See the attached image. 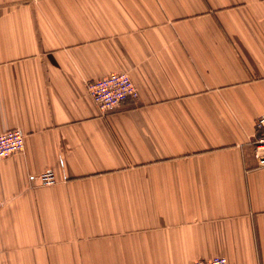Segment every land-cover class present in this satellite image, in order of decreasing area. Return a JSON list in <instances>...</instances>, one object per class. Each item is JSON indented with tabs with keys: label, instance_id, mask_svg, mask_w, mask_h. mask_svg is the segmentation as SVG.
<instances>
[{
	"label": "crops",
	"instance_id": "obj_1",
	"mask_svg": "<svg viewBox=\"0 0 264 264\" xmlns=\"http://www.w3.org/2000/svg\"><path fill=\"white\" fill-rule=\"evenodd\" d=\"M263 114L264 0H0V264H264Z\"/></svg>",
	"mask_w": 264,
	"mask_h": 264
},
{
	"label": "built area",
	"instance_id": "obj_2",
	"mask_svg": "<svg viewBox=\"0 0 264 264\" xmlns=\"http://www.w3.org/2000/svg\"><path fill=\"white\" fill-rule=\"evenodd\" d=\"M87 93L92 102L101 111H111L127 102H136L138 92L125 72L111 73L106 77L87 84ZM257 136L253 142V157L257 166L264 168V114L255 121ZM24 148V135L18 129L0 134V160L20 153ZM36 182L41 186H51L56 183L53 172H43L36 176ZM190 264H227L224 257H213L209 260H198Z\"/></svg>",
	"mask_w": 264,
	"mask_h": 264
}]
</instances>
